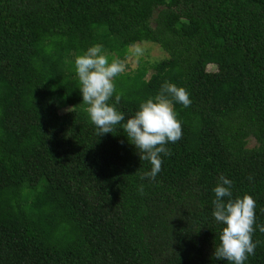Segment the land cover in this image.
I'll list each match as a JSON object with an SVG mask.
<instances>
[{"label": "trees", "instance_id": "1", "mask_svg": "<svg viewBox=\"0 0 264 264\" xmlns=\"http://www.w3.org/2000/svg\"><path fill=\"white\" fill-rule=\"evenodd\" d=\"M143 42L166 56L114 78L121 123L165 82L191 100L155 179L122 128L98 136L74 63ZM221 175L256 201L264 264V0H0V264H230Z\"/></svg>", "mask_w": 264, "mask_h": 264}, {"label": "clouds", "instance_id": "2", "mask_svg": "<svg viewBox=\"0 0 264 264\" xmlns=\"http://www.w3.org/2000/svg\"><path fill=\"white\" fill-rule=\"evenodd\" d=\"M129 53L138 63L144 49L139 44H133ZM74 63L82 102L87 105L91 122L99 129L98 136L116 133L117 126L122 128L129 142L137 149L140 159L150 161L151 171L141 179H155L161 171V154L171 155L165 145L175 143L182 137L181 122L177 119L173 101L184 107L190 106L189 92L184 87L165 82L158 95L142 102L135 115L121 123L126 115L116 105L120 103L123 93H116L114 78L125 72L127 61L115 56L109 61L102 46L94 45L78 55ZM232 185L231 180L221 175L213 189L212 215L224 225L214 256L217 260L226 259L230 264H244L248 255L255 254L259 243L252 240L256 201L248 194L233 198ZM140 191H143L142 185ZM259 230L264 232V225L259 226Z\"/></svg>", "mask_w": 264, "mask_h": 264}, {"label": "rangeland", "instance_id": "3", "mask_svg": "<svg viewBox=\"0 0 264 264\" xmlns=\"http://www.w3.org/2000/svg\"><path fill=\"white\" fill-rule=\"evenodd\" d=\"M139 44L143 49L144 53L143 55L139 58V61L137 63L135 57H132L130 53L122 58L121 60H126V70L125 74H134L139 68L142 66H145L148 68L147 76L146 79L149 78L150 74L152 73L151 67L153 64H155L157 61L163 59L166 55V53L156 44L149 43V42H143V43H137ZM104 54H107L103 52ZM58 106H62L61 103H58ZM87 105L84 108V111H86ZM88 113V112H87ZM249 146L253 147L254 146V141L251 140L249 142Z\"/></svg>", "mask_w": 264, "mask_h": 264}]
</instances>
